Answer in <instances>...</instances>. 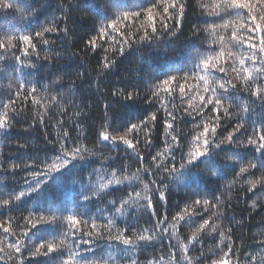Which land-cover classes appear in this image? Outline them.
Returning <instances> with one entry per match:
<instances>
[{
    "label": "trees",
    "instance_id": "1",
    "mask_svg": "<svg viewBox=\"0 0 264 264\" xmlns=\"http://www.w3.org/2000/svg\"><path fill=\"white\" fill-rule=\"evenodd\" d=\"M119 2L124 7L122 11L133 13L148 7L150 0ZM181 2L185 5L183 19L179 22L169 20L167 23L171 27L168 30H160L156 38L141 43L139 35L143 34V30L140 25L146 23L143 16L120 23V29L126 33L123 38L119 33L114 34L115 40L110 36H98V29L105 23V18H114L112 0H0V39L34 35L42 27L58 28L56 32L45 34L50 45L42 47L37 44V49L30 50L28 56L17 50L26 45L14 39L16 47L0 60V115L5 111L16 113L9 116L10 129H0V204L3 200L13 201L10 207H0V223L8 227L11 233L5 234L0 229V256L4 257L0 264H19L21 259L24 264H61L67 259L68 246L73 241L70 237L65 240L63 236L56 235L64 232L65 227L45 225L40 233L32 230L27 236L21 235L26 231L25 218L34 220L41 215L47 218L53 214L63 217L65 224L67 216L76 215L85 232L92 231L88 226L92 222L90 217H96L98 224H107L106 217L114 216L116 226L111 229L113 237L125 229L124 235L133 240L138 235L154 237L148 243L140 242L133 247L115 239L109 241L106 231L99 237L93 236V243L85 258L87 261H99V264H103L101 257L108 256L115 258L116 264H131V261L137 264H186L185 257L191 259L192 264H214L225 258L223 252L228 251L229 237L234 253L230 258L231 264L238 261L239 264H250L248 254L261 251L260 242L264 240V169L259 165L257 168L250 167V163H258L261 157L255 153L254 147L248 146V139L250 136L257 139L254 127L259 128L260 121L264 119V103L261 98L253 97L250 91L244 90L255 87L256 82L245 85L243 75L232 70L233 66L239 69L238 58L251 55L247 45H229L224 49L220 63L226 72L218 73L216 82L231 80L237 85L238 98L225 100L222 104L215 137L209 136V139L220 143L241 122L244 127L234 133V144L225 142L219 148L212 149L216 161L214 170L205 168L203 161L207 157L181 169L193 148L194 137L203 133L205 123L211 127L217 113L212 111L211 105L203 112L193 111L199 96L192 91L191 95L196 99L190 105L188 98H181L179 84L186 83L190 88H195L198 81L193 79L194 59L198 55L204 58L220 52L219 38L223 36L228 40L233 29L237 30L238 37L247 38L248 32L238 27L247 21L243 16H225L224 20H229L231 26L224 29L220 27L224 20L215 16L223 11L216 7L221 0ZM253 2L256 3V0ZM7 4H12V7H5ZM25 4H30L31 8L22 12ZM256 10L264 14V8L258 5ZM154 13L158 16L160 10L156 9ZM257 23L264 24V21L258 19ZM212 26H215L214 32ZM65 27L67 33L64 32ZM256 35L259 39L260 34ZM94 37L97 38L95 49L87 43ZM122 40H128V43L121 44ZM121 46L124 48L123 55L119 53ZM229 51L237 57L234 64L228 59ZM0 55H3L2 50ZM14 57L21 59L17 61ZM105 57L115 60L109 69L103 67ZM246 65L249 68L260 67L250 60L246 61ZM167 76L177 77L174 96L170 99L158 95L153 99L154 85ZM21 84L25 88H20ZM33 87L37 91L30 95L26 89ZM199 87L202 89L203 84H199ZM18 91L19 97L16 95ZM114 91L138 95L133 100H127L114 96ZM52 97H56V100ZM106 104H110L107 121L103 119ZM241 104L248 105L249 111L242 112L238 106ZM4 105H8V108L5 109ZM186 109L191 115L185 114ZM224 109L228 110L227 113ZM169 112L176 117L174 122L168 116ZM152 115H155L154 122L149 119L146 126L142 124ZM166 121L172 123L175 129H168L171 136H177L180 141V147L172 153L174 159H169L167 166L182 171L183 176H169L162 171L155 175L143 172L144 168L155 172L152 156L165 150L166 138L169 143L172 142L171 136L166 137ZM132 124L137 125L135 131L128 130ZM65 130L70 137L65 146L70 150L79 147L84 159L70 161L64 169L49 178L45 177L42 188L31 198L15 201L14 197L25 190L26 179L30 181L34 173L55 162V157L59 155L58 138L63 136ZM146 131L152 142L151 147L144 144ZM100 132L124 136L135 145V151L127 149L119 140L116 144L101 141ZM136 153H140L143 159L139 160ZM33 163L35 167H24ZM17 165L19 167L13 171V166ZM240 167H246L248 171L237 175ZM134 174L141 179L131 182L125 179ZM161 176L165 177L163 183ZM110 179L113 180L111 184L108 183ZM116 180L123 183L117 185ZM101 183L108 187L100 197L88 202L82 200V193L90 194L84 192L86 185L96 187ZM254 183L255 187L252 188ZM160 191H165L164 201L159 198ZM137 192L140 193V203L128 206L123 215H115L110 202L115 201L116 207H120L122 201L128 200L130 194L135 197ZM144 197L151 199V208L147 207ZM196 199L201 200L200 206L194 204ZM205 199L209 201L208 205H203ZM186 206L195 215L182 212ZM48 209H52V212ZM153 210L155 216L152 215ZM177 213L184 215L185 219L176 223L173 229V217ZM161 219H166L167 223L158 229L156 222ZM204 219L216 226L215 233L210 226L195 232ZM85 220L88 225L83 224ZM163 228L169 231L164 233ZM220 232H224L225 236L221 237ZM194 233L196 240L193 241ZM83 239L88 237L84 236ZM17 240L23 241L27 250L16 253L10 245ZM42 240L56 243L64 240V255L31 256L34 245H39ZM183 246H187L189 251L182 252ZM87 247L84 245L80 251ZM125 248L129 249L127 255L131 260L120 259L125 255L122 251ZM202 256L205 258L200 259Z\"/></svg>",
    "mask_w": 264,
    "mask_h": 264
},
{
    "label": "snow or ice",
    "instance_id": "2",
    "mask_svg": "<svg viewBox=\"0 0 264 264\" xmlns=\"http://www.w3.org/2000/svg\"><path fill=\"white\" fill-rule=\"evenodd\" d=\"M257 5L260 8H264V0H256V3L253 2V0H221L220 4H217V8H222V13H216V18H219L221 20H224L225 16H243L246 19V23H241L238 27L239 29L248 32L247 38L244 37H238V33L236 29H233L231 36L228 38V40H225L223 36L219 38V45H220V52H216L215 55H208L204 58H201L199 55L194 59L193 63V79L198 81V84L195 86V88H190L186 83H180L179 84V93L181 98H188L189 104L192 105V101L196 99L195 96L191 95L192 91H195L196 94L199 96V102L198 104L193 106V111L199 110L200 112H203L204 109L208 108L210 105L212 106V111L217 113V116L215 120L212 122L211 127L209 124L205 123L203 125V133L198 134L193 139V148L190 150L187 154L188 159L185 164L181 165V169L185 168L186 166L193 165L194 162L200 160L202 157H207L203 161L205 164V168L209 171L214 170L216 167V161L213 159V151L212 149L219 148L221 144L227 143L228 145H232L235 143V140L233 139L234 133L240 132L241 129L244 127V123L241 122L236 126L235 129H233V132H229L228 136L225 138L224 141H221L220 143H214V140H210L209 136L215 137L216 134V127L219 124V113L221 110L222 104L225 102V100H233L237 99V85L232 83L231 80L224 79L222 82L217 83V74L218 73H224L226 72V69L223 64L220 63V60L224 56V49L228 47L229 45L235 46V47H243L244 45H247L248 51L251 53L250 56H244L242 58H238L239 63V69H237L235 66H233V72H237L238 75H243V83L245 85H252L254 82L255 87H246L245 91H250L251 96L261 98L262 103H264V24L257 23V20L264 21V14H261L257 12ZM5 7L11 8L12 4L4 5ZM112 9L114 10V18L108 19L105 18V23L102 24V26L98 29V36L99 37H107L110 36L113 40L116 39V36L114 34L119 33V36L121 38L126 36V33L120 29L119 25L120 23L127 22L129 20H138L141 16L144 17V20L146 21L145 24H141L140 27L143 30V34L139 35V42H149L153 38H156L158 31L160 30H168L171 26L167 23L169 20H177L179 22L180 19H183L184 17V9L185 5L181 2V0H150L149 6L146 8H143L141 11L130 13L128 11H122L124 7L121 6L119 0H112ZM31 8L30 4H25L24 8L21 10L22 12H27ZM159 9L160 14L157 16L154 13V10ZM246 10V11H245ZM159 23V28L157 27V24ZM231 26V22L229 20H224V23L220 25V27L224 29H228ZM150 28V31H149ZM213 32L215 31V26H212ZM109 29H111V33L109 32ZM58 31V28L55 27H42L41 31H37L34 33V35H21L19 37H11L8 36L6 40L0 39V50H2L3 55H0V60L5 59V56L16 47L15 44H13V40L17 39L18 41H22L26 47L23 49H17L23 52L24 56H28L29 51H35L37 49V44H40L43 46L50 45V41L45 38V34L49 32H56ZM68 29L65 27L64 32L67 33ZM257 33L260 34L259 39H257ZM96 37L90 39L87 43L93 48H96ZM128 43V40H122L121 44ZM215 43V40L213 41ZM214 51V49H213ZM124 48L121 46L119 48V53L123 55ZM15 60L19 61L20 57H14ZM44 59H48V57H45ZM228 59L230 61H233V64L235 63L237 57L233 55L231 51L228 53ZM251 61L253 65L259 64L260 67H252L249 68L246 65V61ZM198 61V62H197ZM115 64V60H109L107 57H105V62L103 64L104 69H109L111 65ZM28 66H31L29 64ZM196 73H202V75H196ZM255 73V75H253ZM187 79V77H185ZM177 80L176 76H167L165 79L159 81L158 84L154 85L155 91L152 92V98L155 99L158 97V95H164L168 98H172L175 94L176 88L174 86V82ZM211 81V83H210ZM203 84V88L201 89L199 87V84ZM20 88H25V85L21 84ZM29 91V94L35 93L37 91L36 87H33L31 89H26ZM203 93V94H201ZM17 97L20 96V92L18 91L16 93ZM113 95L127 100H133L136 98V95L138 93H128L127 95H124L122 92H113ZM26 99V97H25ZM53 100H56V97H52ZM11 103V101L9 102ZM110 104L105 105V114L103 119L107 121V111L110 108ZM241 107L242 112L249 111V106L246 104L238 105ZM4 108L7 109L8 105H4ZM227 109H224V112L227 113ZM15 111L12 113H9L8 111H5L4 114L0 115V129H3L7 131L11 127V123L9 120L10 115H15ZM185 114L191 115V113L188 112V110H185ZM168 116L171 117L172 121L174 122L176 117L173 115L172 112L168 113ZM149 119L154 122L155 121V115H152L150 118H146L145 121H142V124L145 126L148 124ZM41 123H43V120H41ZM62 126L63 122H59ZM255 125V122H253ZM167 128H166V137L171 136V133L168 131V129H172L173 131L175 129L172 128V123H168L166 121ZM79 127V126H78ZM137 129L136 124H132L129 131H135ZM254 133L257 136V139H253L251 136L248 139V146L254 147L255 153H258L261 159H259L258 163L253 162L250 163L251 168H257L258 165L261 169H264V119L260 121V127L256 128L254 127ZM145 140L144 144L146 147H151V139L148 137L147 131L145 132ZM70 139L67 130L63 132V136L58 138L59 142V155L55 157V162L45 165L44 168H42L39 172L34 173L32 176V179L25 180V190L21 191L18 195L14 197L15 201H21L24 198H31L32 194L38 193V190L42 188V185L45 183L46 179L45 177H50L53 173H57L58 171L65 168L66 165L70 163V161L77 160V159H84V155L81 152V149L79 147L68 149L65 146V142H67ZM99 139L104 142L111 141L113 144H116L117 141H122L126 146L127 149H132L135 151V145L132 143V141L126 139L124 136H110L106 132H100ZM171 143L168 142V139H165L166 148L162 152L156 153V155L152 156V163L155 166V172H152L149 168H144L143 172L145 174H153L163 172L168 174L169 176L179 177L183 176V172L175 169V167H168L167 161L169 159H174L172 156V153L180 147V141L177 138V136H171ZM51 143V141H50ZM239 147V145H238ZM247 147V146H246ZM86 151V150H85ZM139 160L143 159V156L140 153H136ZM159 161V162H157ZM36 165L29 164L25 165L24 167H35ZM17 166H13V171L15 170ZM246 171H248V168L246 167H240L239 172L237 175L243 174ZM139 172V170H138ZM113 177H115V173L112 174ZM164 176H161V183H163ZM126 180L129 182L133 180H139L141 177L138 174H134L132 177H125ZM113 180H109L108 183L111 184ZM115 183L117 185L123 183L121 180H116ZM153 184H155V181H153ZM108 187L107 184L101 183L96 187H93V185L88 184L84 187V192L90 193V194H81L82 200L85 202L93 200V198H97L101 196V193L104 192V190ZM255 187V183L252 185V188ZM252 188L249 189V191L252 190ZM145 189H147V185H145ZM160 200L164 201L166 199L165 197V191H160ZM146 201L147 207H152V201L148 197L143 198ZM219 199L218 197L216 198ZM141 200L140 193H136L135 197H133L131 194L129 195L128 200H124L121 202L120 207H116V202L111 201V207L115 211V215H123L126 211V208L130 206L131 204H139ZM13 201L11 200H3L2 204H0V207H10ZM194 204L197 206L201 205V200L196 199L194 201ZM209 201L207 199L203 200V205H208ZM253 207H255V204H253ZM107 211H111V209H105ZM49 212H52V209H48ZM182 212H191L192 215H195V212L190 210L187 206L185 209L182 210ZM152 215L155 216L156 213L153 210ZM26 219V231H23L21 233L22 236H27L29 231L35 230L36 233H40L45 225H57L61 227H65L66 230L64 232L57 233L56 235L63 236L65 240L67 238H71L73 243L72 245L68 246L69 251L67 252V259H64L61 264H99V261H87L85 258V253L90 251L91 245L93 243L92 237L96 236L99 237L102 235V232L106 231L108 234L109 241H112L115 239L116 241H119L121 244L126 246H133L136 247L140 244V242L148 243L154 239L153 236L149 235H138L136 240H133L132 237L124 235L125 230H121L118 232L115 237H113L111 229L116 226V221L114 216L106 217L107 224H98L96 223V217H90L91 224L88 225V221H83V224L88 225L92 231H83V229L80 227L81 220L77 218L76 215H69L66 218V224L65 220L61 216L57 215H49L47 218H45L43 215L35 218L34 220L31 218H25ZM185 217L181 213H177L176 216L173 217V229L176 227V223H179L180 221L184 220ZM167 223L166 219H161L158 222H156V227L159 229L163 224ZM205 226H210L212 228V232H216V226L210 225V222L208 219H204L203 223H200L199 226L195 229V232H200L201 230L205 229ZM0 229H3V232L5 234H11L8 227H5L4 224L0 223ZM143 231H148L147 229H144ZM169 231L168 228H163V232L167 233ZM79 234V235H77ZM175 232H173V235ZM219 235L221 237L225 236L224 232H220ZM84 236H87L88 239H83ZM229 243L227 244L228 251L223 252L224 259H221L218 262H214V264H231V255H233V247L231 243L230 237ZM192 240H196L195 233L193 234ZM223 243V241H222ZM261 251L257 252L256 254H248L249 262L250 264H264V240L261 242ZM64 245L65 241L61 240L59 243L56 242H45L44 240L41 241L39 245H34L35 250L30 253L31 256H38V255H44L48 256L52 253H58L60 255H64ZM87 245V248H84V251L81 252L80 249ZM10 247L14 248L16 253H21L22 249L27 250V245L21 241L17 240L16 243L11 244ZM112 245L109 244V248H111ZM46 249V250H44ZM222 250V249H221ZM124 252V256L120 257V259H128L131 260V257L127 255L129 249L125 248L122 250ZM182 252L189 251L187 246H183L181 248ZM205 257L202 256L200 259H204ZM4 257L0 256V260H3ZM11 259V258H9ZM100 260L103 261V264H116L115 258L112 256H108L107 258L101 257ZM186 264H192L191 259L188 257H185ZM19 264H24L23 259L19 261ZM131 264H137L136 261H131ZM239 264V261L237 262Z\"/></svg>",
    "mask_w": 264,
    "mask_h": 264
}]
</instances>
